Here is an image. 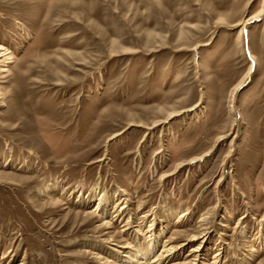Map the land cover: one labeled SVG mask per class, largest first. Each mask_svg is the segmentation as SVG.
Masks as SVG:
<instances>
[{
  "label": "rangeland",
  "instance_id": "obj_1",
  "mask_svg": "<svg viewBox=\"0 0 264 264\" xmlns=\"http://www.w3.org/2000/svg\"><path fill=\"white\" fill-rule=\"evenodd\" d=\"M0 44V264H264V0H0Z\"/></svg>",
  "mask_w": 264,
  "mask_h": 264
},
{
  "label": "bare ground",
  "instance_id": "obj_2",
  "mask_svg": "<svg viewBox=\"0 0 264 264\" xmlns=\"http://www.w3.org/2000/svg\"><path fill=\"white\" fill-rule=\"evenodd\" d=\"M8 54V49L6 48V47H4L3 45H1L0 44V58L1 57H5L6 55ZM4 71H7V69H4ZM241 86V84L240 85H238V87L237 88H239ZM185 111V110H184ZM182 111L180 110V111H172V112H170L169 113V115H168V118L167 119H170V118H172V117H174L175 115H177V114H179V113H181ZM167 119L166 120H163V121H156V122H154L153 123V125L152 126H147V128L148 129H152V128H154V127H157V126H159L160 124H163V123H165V122H167ZM162 120V119H161ZM132 125H133V123H132ZM141 125V124H140ZM224 136H221L220 137V139L221 138H223ZM100 205V204H99ZM123 208V207H122ZM110 221V220H109ZM111 223V222H110ZM105 224L107 225V226H110V224L108 223V222H105ZM195 238H197V237H193V239H195ZM171 249H173V248H170V250ZM197 252V251H199V248L197 247V248H194L193 249V252ZM156 259V258H155ZM144 261H140L139 263H143ZM157 262V261H156ZM158 263V262H157Z\"/></svg>",
  "mask_w": 264,
  "mask_h": 264
}]
</instances>
